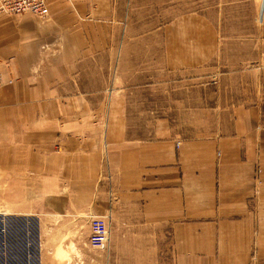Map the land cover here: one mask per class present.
I'll return each instance as SVG.
<instances>
[{
    "label": "crops",
    "instance_id": "1",
    "mask_svg": "<svg viewBox=\"0 0 264 264\" xmlns=\"http://www.w3.org/2000/svg\"><path fill=\"white\" fill-rule=\"evenodd\" d=\"M46 1L44 20L0 14V264H264V0L229 7L247 15L229 42L198 12L159 31L181 81L217 75L225 48L243 66L244 96L205 133L143 106L154 69L120 46L115 0Z\"/></svg>",
    "mask_w": 264,
    "mask_h": 264
},
{
    "label": "rangeland",
    "instance_id": "2",
    "mask_svg": "<svg viewBox=\"0 0 264 264\" xmlns=\"http://www.w3.org/2000/svg\"><path fill=\"white\" fill-rule=\"evenodd\" d=\"M115 1L114 13L119 17V27L121 31L125 28L126 33L129 30V37L121 39L120 46L126 44L131 48L136 47L134 54L133 50H130L127 56L136 57L139 73L142 72L140 68L148 63L154 69V73L149 76L153 84L145 83L147 76L139 74L143 106L156 109L158 112H167L175 128L192 133L208 132L213 127L218 108L244 96V81L249 83V80L247 78L243 80V66L241 63L235 64L231 48H225L217 59L219 61L217 75L206 66L204 69L208 70H204L203 78L197 75L189 77L190 80L181 81L178 74L165 73L159 67V31L166 22H172L175 18L191 12H198L201 15H211L216 24H221L220 36H228L226 40L229 42L231 38L241 34V29L236 30L234 24L240 23V16L243 19L247 16L246 13H228L229 7L234 3L238 5L237 0ZM232 65L238 66L234 74L236 78H232L230 72ZM89 252L90 250L87 254ZM94 261L87 262L95 264ZM82 264H85V261Z\"/></svg>",
    "mask_w": 264,
    "mask_h": 264
},
{
    "label": "built area",
    "instance_id": "3",
    "mask_svg": "<svg viewBox=\"0 0 264 264\" xmlns=\"http://www.w3.org/2000/svg\"><path fill=\"white\" fill-rule=\"evenodd\" d=\"M29 14L45 19L48 15L46 0H0V14ZM87 244L96 250L106 248L108 229L104 217H91L88 221ZM83 261H75L74 264H82Z\"/></svg>",
    "mask_w": 264,
    "mask_h": 264
}]
</instances>
